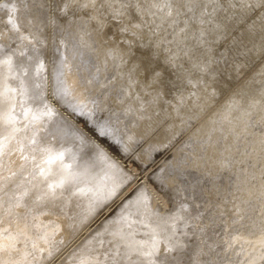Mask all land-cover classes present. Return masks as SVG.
I'll list each match as a JSON object with an SVG mask.
<instances>
[{
    "label": "rangeland",
    "instance_id": "rangeland-1",
    "mask_svg": "<svg viewBox=\"0 0 264 264\" xmlns=\"http://www.w3.org/2000/svg\"><path fill=\"white\" fill-rule=\"evenodd\" d=\"M4 1L0 6L7 4L6 10L16 4L13 0ZM29 1L33 3L28 4L31 6L32 15L15 17V20H20V29L16 30L17 37L25 33L24 41L31 43L28 39L31 30L21 20L22 17L25 20L29 16L37 32L30 33L35 36V41L39 43L44 38L49 43L48 45L45 42L46 47L43 45V50H41L42 46L39 48L42 57H46L47 60L41 59L38 65L43 62L50 64L46 67L48 82L52 81L53 87L52 85L51 87L57 96L62 90L57 84L51 64H54L53 61L60 55L59 49L64 48V45L68 49L75 48V44L81 46L85 52L84 58L86 60L88 58L87 61L92 63V67L79 68V64L85 63L81 61L78 63L77 71L73 69L76 64L74 62L70 72L64 73V77L67 78L65 82H68L74 70L73 76L78 77V82L82 85L78 83L79 86L74 88L85 89L81 93L82 96L86 93L84 97L86 103L96 102L99 98L103 99L102 97L106 99L102 104L103 111L99 112L96 121L98 127L95 126L101 131L110 130L111 135H114L115 130L121 129L123 138L127 136L120 146L123 152H126V155L120 158V161L125 160L126 170L112 166L114 167L112 171L115 169L114 176L120 178V173L122 175L120 186L115 187L116 193L112 191L114 196L110 200L95 205L96 210L94 208L95 211L91 216L79 223L76 222V227H70L71 221H67L69 220L67 213L76 211L70 202L56 201L57 199L53 202L54 197L49 198L44 195L40 205L35 206L38 207L37 209L25 206L23 212L21 211L22 214L28 209L40 210L41 213L37 214L40 213L39 216L45 218V224H41L43 231L41 230L40 233L43 232L44 236L48 233L47 239L43 241L44 238L38 236L39 231H37L32 239L27 241V246L21 240L15 249L10 250L8 254L11 259L16 257L14 262L20 261L25 264L24 259L36 257L33 246L39 242L40 244H37L48 246L47 249L56 245L54 254L58 257L57 264L147 262L149 259L140 258L134 249L130 251L132 248L127 243L129 237L121 239L117 236L119 232L117 233L115 228H111L106 233L108 239H97L96 234L101 228L117 225L122 227L121 232L128 228L126 233L129 232L131 236L135 233L134 236L141 243L160 239L156 253H153L152 257L161 264L166 257V259L177 257L176 264H264V0ZM23 4L22 1H17L20 9ZM6 10L4 13L8 14ZM22 11L28 13L27 8H22ZM0 17V33L4 35L5 45L8 44L6 40L9 39L7 35L10 30L15 31V20L9 19V15H0ZM70 35L71 38H68ZM22 44L11 39L10 47L21 48ZM25 48L26 45L22 46V54L16 55L18 61L29 58L30 47ZM1 54L4 56L5 51L0 50ZM13 68L17 77L23 76L22 79H28L29 86L33 84L31 88L26 85L24 89L19 81L21 85L18 88L27 90L23 91V96L31 95L33 90L41 89L39 83L43 74L45 75L44 72L40 71L38 76L34 69L26 78L25 71L21 73L19 67L16 68L17 70L12 66ZM89 79L93 82H89ZM5 85L8 83L0 80V91ZM78 97L80 95L76 98L79 100ZM27 103L29 104V102L24 103L22 113L18 114V120L23 118L26 110L31 107ZM59 103L62 104L58 106ZM55 105L59 109L65 108L60 99ZM83 115L84 111H82ZM87 115L89 113H86ZM78 116L81 117V114ZM43 120L46 125H50L42 117L41 122ZM56 124L58 123L54 122L50 131H47L48 126L42 130L46 135H55L56 130L59 129V125ZM65 135L66 133L63 136ZM63 136L55 137L63 140ZM69 138L79 139L75 135ZM22 141H27V138H22ZM42 150L46 151L44 148ZM29 154L31 160H34V154ZM92 157L96 159L100 157L101 161L105 159L96 150L92 152ZM18 161L16 160L17 163ZM107 161L108 164L109 160ZM38 169L40 171L39 167ZM57 170L60 169H56L55 176H60L62 170L59 174ZM39 171L34 172L32 177L35 178ZM6 173L0 171V179L6 178L10 182L5 180L3 182L6 183L5 185L1 182L0 192L9 187L14 199L28 193L26 187L28 185H11L13 180H10L9 174H12L13 179L14 170ZM141 177L144 178L141 181H144L149 190L158 193V203L163 206L162 208L149 199L147 201L146 197L143 201L149 204L132 201L141 188L138 182ZM114 178L99 179H103L101 181L110 186L109 183L113 184ZM69 180L73 178L67 174L60 177L61 183ZM92 183V181H83L76 189L87 191L86 188H91ZM143 193L145 194V192L141 194ZM45 198L48 200L46 201ZM125 202L135 203L127 209L131 213L136 211L132 215L135 221L138 216L137 219H140L146 214H148L146 217L153 219L152 223L159 227V232L161 231L158 238L153 237L151 230L148 232L137 224L135 231L131 232L128 221L123 222L124 224L127 222L125 225L122 223L118 225V220L121 222L123 218L122 207ZM101 205L103 207H100ZM0 207V214H7L4 202ZM180 207H184L182 215L190 231L187 233L182 231L179 234L182 229L179 228L176 234L169 219L175 218L174 214ZM31 213L32 211H28L26 217L18 221L19 223L10 219L12 225L0 229V232L15 233L20 225L25 226L24 221L31 225L33 217H28ZM1 215L0 226L5 223ZM109 215L111 220L108 219L103 223L101 225L103 227H99L96 234L88 233ZM109 222H113L112 225ZM116 222L117 224H114ZM49 224L60 227L51 229ZM50 229L54 234H49ZM171 236H174V239ZM142 237L148 238L144 240ZM168 240L180 243L170 249L168 246L171 241ZM184 245L189 247V251L181 250L185 252L181 260L180 249ZM116 247L120 256L114 258L112 255ZM71 249L74 250L73 253L69 252ZM28 250H33L31 255L27 253ZM84 251H87L88 255ZM45 252L43 250L42 254L46 255ZM89 252H92V256ZM103 257L111 260L106 262V259L101 263L98 259Z\"/></svg>",
    "mask_w": 264,
    "mask_h": 264
},
{
    "label": "bare ground",
    "instance_id": "bare-ground-1",
    "mask_svg": "<svg viewBox=\"0 0 264 264\" xmlns=\"http://www.w3.org/2000/svg\"><path fill=\"white\" fill-rule=\"evenodd\" d=\"M17 1H22L24 3L23 4L24 6L21 5L22 6L21 9L17 5ZM2 2L4 3L5 1L0 0V3H2ZM13 2H16V4L14 6L13 5L10 6L8 10H6V8H5V6H7V4L0 6V15H9V19H11L13 21L16 19L15 18L16 15H32L31 14L32 13L31 12L32 11L31 6L28 5V4H31L32 2H30L29 0H13ZM22 8H27L28 13L25 14L24 13L25 10L22 11ZM5 10L8 11V14L4 13ZM28 17H27V19L25 18V20H24V17H22L21 20H22L24 25L29 27L28 29L31 30L30 33L32 34L36 31L34 30L32 24H31L32 21H30ZM4 22L6 23V21H4ZM14 28H15V31L10 30V33L7 35V37L9 39L6 40V42H8V44L4 45V40H5L3 37L4 35H3V33H0V50L5 51L4 56H3V54L0 55V61H2L1 65H0V80L2 82L4 81V82L8 83V85H5L4 88L2 89V91H0V162H1L0 163V171H2L3 173H6V172L14 170L13 175L15 177L13 179L11 177L12 174H9V178H11L10 180H13V184H11V185L12 186L13 185H19V184L28 185V186H26L28 188L27 189L28 193L24 194L23 196H21L19 198L14 199L13 196L11 195V193H12L10 191L11 188L6 187L4 190H2L0 192V196L2 194H4L3 197H0V199L6 204V208H5L6 210L5 211H7V214H3V215L0 214L1 218L5 222L0 226V229H5V228L10 227L12 225L11 220H14L13 222L21 221L24 217H26V213H28V211H32V213L28 217H31V218L33 217V219L31 221V225H28L27 224L28 222L23 220L25 222V223H23V224H25V226H21L20 224H18L21 227L19 226L18 231L14 230V231H16L15 233H11L9 231H4L3 233L0 232V243H2V244H0V246H1L0 247V261H7V262L9 260H12L8 253L10 252V250L15 249L17 244L21 240H23L24 244L26 245L28 243L27 241L29 239H32V237L35 235V233L37 231H39L37 235L38 236L41 235V237L44 238L43 241H45L47 239L46 236L48 233L46 234V236L42 235L43 232L40 233L41 230L43 231L41 224L42 223L45 224V222H44L45 218L44 217L42 218L41 216H39V214L41 213L40 210L39 211L35 210V208H36L35 206L40 205V202L42 200V197H44V195H46L49 198L54 197V199L52 200L53 202H55V200L57 199L56 201H61V202L66 201V203H69V202L72 203L73 208L76 211L73 213L70 212L71 214L67 213V214H69V216H68L69 220H67V221H71L69 224L70 227L75 226L76 222L79 223L82 220H84L86 217L88 218L89 216H91V214L96 210L95 205H97L99 202L100 203L106 202L114 196L112 194V191L114 193L116 190L115 187L117 185L120 186V182L122 181L120 178L122 177V175L120 173V176H121L120 178L117 175L114 176L115 175L114 174L115 169L112 171V168L117 166V168L120 167V168H123L126 170V166L124 165L125 160L120 161V158L123 155H126V152L125 151L123 152V150L121 149L120 146L123 145L122 140L127 137L125 135L126 137L123 138L124 135L121 132L122 131L121 129L119 131H116L115 128L113 127V130H115L114 131L115 133H114V135H111L110 130H108L106 132V131H101L99 128H97L98 124L96 121H98V116L103 111L102 110V107H103L102 104L106 100L104 97H102L103 99L99 98L96 102H91L88 104V103H86L87 100L84 99V97L86 96V93H84L85 96H82V93H81V92L85 91V89H83L84 86H83V88L81 87L83 90H76L74 88V87L77 88V86H79L78 85V83H79L78 79L79 78L76 76H73L75 74L74 70L78 71V63L81 61H85L84 64H79V68L81 67L83 69L84 68L90 69L92 67V63H89L87 61L88 58H87V60L84 58L85 52L79 44H75V48H73V49H68L64 45V48L59 49L60 55L55 59V61H53L54 64L53 63L51 64V67H53V72H54L53 74L57 78V84L60 85V88L62 90V92L59 93L57 96L54 94V91L52 88L53 87L52 81H50L51 83L48 82L49 75H48V72L46 71L48 68H46V67L47 66L49 67L50 64H48L47 62H43L42 64L38 65V62L41 59H42V61L44 59H45L44 61L47 60L46 57H42V54L40 53L39 48L42 46L41 50H43V47L44 46L46 47L45 42H47V44L49 45L48 41L43 38L41 40V42L37 43L35 41V39H36L35 36L33 37L30 33L28 34V39L30 40L31 43L24 41L23 38H24V36H26L25 33H23L22 35L17 37L18 33L16 32V30L20 29V20L14 21ZM71 36L72 35L68 36V38H71ZM11 39L16 40V43L22 42L23 44L20 45L21 48H22V46H25V45L27 48L30 47V50L28 52L30 54V56L27 60L22 58V60L18 61L16 55L22 54L21 48H18V47L14 48V46H13V48H12V46L10 47ZM27 48H25V49H27ZM43 52H45V51H42V53ZM26 53H25V55H26ZM64 57H66V58H64ZM74 64H75V66H74ZM12 66L15 67V69L17 67H19L18 70L21 71V73H22V71H25L26 72V74H25L26 78L28 76V73L31 70L35 69L36 75H38V73L40 71H42V73L44 72L45 75L43 74L40 83L38 82L39 85H41L40 86L41 89L40 88L37 90L32 89L34 92L31 95L24 94V96H23V91L26 92L27 90H21L20 88H18V86L22 84L21 86H23L25 89L26 85L29 84L28 83L29 81H28V79H24V78L22 79L23 76L17 77V75L13 71L14 68L12 69ZM73 66H74V68H73ZM57 67H58V70H57ZM71 67L74 69L72 71L73 73H71L73 75H70L69 76L70 79L68 80V82H65L66 76L64 77V73L70 72ZM39 79H40V77H39ZM19 81H21V84L19 83ZM91 81L92 80L89 79V82H91ZM94 81H95V79H94ZM84 83L88 84V83H86V81H84ZM79 84L81 85V83H79ZM51 85H52V87H51ZM31 86H29V88H31ZM28 91H29V89H28ZM79 95H80V97H78L79 98V100H78L76 98ZM59 99L63 102L65 108L62 107L63 109L62 108L59 109L58 106H60V104H62V103H59L58 106L55 105L57 102H59ZM26 102H29V104L28 103L27 104H28V106L31 105V107L26 110L25 116L18 120V116H19L18 114L22 113V110H23L24 105H25L24 103H26ZM82 111H84L83 116H82ZM72 112H74V114H71ZM86 113H89V115L86 116ZM79 114H81V117L78 116ZM42 117L46 120L45 122L49 123L50 125H46L44 123V120H43V122H41ZM54 122H57L58 124H56V125H59V129L56 130V134L55 135H53V134L46 135V133H44V131L42 129L46 128L48 126L49 129H47V131H50V128L53 126ZM20 123H22V124H20ZM3 127H4V129H7V131L4 130ZM54 127H55V125H54ZM65 133H66V135L63 136ZM56 135L57 136H63L62 137L63 140L58 138V137H55ZM71 135L72 136L75 135V136L79 137V139H70L69 137ZM22 138H27V141H22ZM67 138L69 140H66ZM125 140L127 141V139H125ZM27 143H30V145H28ZM43 148L46 149L45 152L42 150ZM94 150H96V152L100 153V156L101 155L104 156L106 161L109 160V163L107 164L105 159H103L104 161H101L100 157H98V159L93 158L92 152ZM26 153H28V154H26ZM29 153H32L35 155V156L33 155V158H35L34 160H31V155ZM24 154H26V155H24ZM18 159H20L21 161H18ZM16 160L18 161V163L16 162ZM34 162H35V164H33ZM112 166H114V167H112ZM38 167L40 168V171H39ZM56 169L62 170L61 174H59L60 170L59 171L57 170L58 174L60 176H55L57 174V173L55 174ZM37 171H39V174L35 178H33L32 177L33 173L34 172L38 173ZM116 172H118V171H116ZM27 173H29V174H27ZM65 174L69 175L71 178H73V180H69L66 183H61L60 177H63ZM109 177H115L114 183L113 184L109 183L110 186L107 185L105 182L101 181L104 178L106 180H108L107 178H109ZM99 178H103V179L100 180ZM142 179H144V178L141 177L138 179V182H140L139 187L141 186V188L138 189V191H137L138 194L136 195L135 199L133 198L132 201L135 203H138V201L140 203H142L143 198L146 197L147 201L149 199V201H152L155 204L157 203V206L162 208L163 206H161L158 203V199H159L158 193L152 192L151 190H149L145 186L144 181L143 182L141 181ZM5 180H7V179L6 178L5 179L3 178V180L0 179V183L5 182ZM112 180H113V178H112ZM83 181L84 182L92 181L93 182L92 187L86 188L87 191H85L84 189H82V190L76 189L77 187L79 188L80 185H82L81 183ZM134 181H136V180H134ZM7 182L8 183L10 182L9 179L7 180ZM3 184L5 185L6 183H3ZM12 188H14V187H12ZM140 190L141 191L143 190L142 192H145V194L143 193V195H142L141 194L142 192ZM25 191H26V189H25ZM47 200L48 199H46V201ZM2 201H0V204L3 203ZM143 202L145 203L146 201L144 200ZM43 203H45V202H43ZM62 204L60 203V205H62ZM89 204H91V205H89ZM131 204L134 205L133 203L128 204V202H125L124 207H122L123 208L122 211L124 213L122 214L121 217H123V218L121 219L119 217L121 219V222H119L120 220H118V225H120L119 223L124 224L123 223L124 221H128V224L130 225L129 229L131 230V232L135 231V225L137 224L139 227L145 228L148 232L151 230L153 237L158 238L159 233L161 231L159 232V229H158L159 227H157V225H154V223H152V220H153L152 218H150L149 216L146 217L148 214H146L144 217H142L140 219H137L139 217L138 216L136 218V221L134 219H132L134 217L132 215L136 211H134L133 213L127 211L128 207H130ZM147 204H149V203H147ZM47 205H48V203H47ZM181 205H183V204H181ZM25 206L35 207V208L30 209V210L29 209L25 210V213L22 214L21 211L23 212ZM100 207H103V205H101ZM137 207H138V205H137ZM11 208L13 211L10 210ZM94 208H95V210H94ZM135 209H137V208H135ZM63 210H64V208H63ZM183 210H184V207H180L176 213L174 212L175 218L169 219L171 221V224H172V229L174 230V232L176 231V234H178L177 231L179 228H182L181 232H179V234L182 233V231L184 233H187L188 231H190V230H188V225H186V223H185L186 219L183 218V215H182ZM108 211H109V209L106 210V212H108ZM38 212H40V213L37 214ZM48 212H50V211H48ZM15 213L18 215H16ZM113 213H115V212H113ZM36 214H37V216L34 217ZM111 215L103 218L101 220V222L99 224H97L88 233L92 232V234H94V233L96 234L99 227H103L101 225L103 223L107 222V220L110 219L109 217H111ZM42 216H44V215H42ZM48 216H50V215H48ZM59 216L61 217V215H59ZM66 218H67V216H66ZM51 219H52V217H51ZM114 219L112 220L113 222H114ZM26 220H28V219H26ZM170 221H168V222H170ZM113 222H109V223L112 225ZM29 223H30V221H29ZM126 223L127 222H125V224ZM183 223H184V225H182ZM57 224H59V223H57ZM114 224H117V222ZM106 225L107 224H105V226ZM111 225H109V226H111ZM15 226H16V223H15ZM49 227H51V229H55V227L59 228L60 226L49 224ZM117 227H118L117 225H114L111 227H108V225H107L106 228H101V231L99 230L100 232H98L96 234V235H98L97 239L98 240H101L104 238L108 239V236H106V233L111 228H115V231L117 233L119 232L117 234V236L120 237L121 239H125L127 236L129 237V241H127V243L129 245V247L132 248V249H130V251L131 250L133 251V249H134L135 253L138 254L140 256V258H144L147 260L149 259L147 262L144 261V264H161L160 262H158L156 259H154L152 257L153 253H156L159 242L161 241L160 239L159 240L153 239L151 241L147 240V241L141 243V241H139L134 236L135 233H134V235L132 233V236H131L130 233L127 232L129 234L126 235L127 234L126 231L128 230V228H127V230L125 228L126 231L121 232L120 230L122 227L121 226H119L118 228ZM168 230H169V228H168ZM49 232H50L49 234H51L54 231L51 230ZM163 235H164V233H163ZM50 236H48V237H50ZM178 236L176 235V237H178ZM120 238H119V240H120ZM143 238L145 240L148 237H146V238L142 237V239ZM83 239H85V241H86V238H83ZM177 239H179V238H177ZM181 239L182 238H180V240ZM49 240H50V238H49ZM172 240H168L169 242L171 241L170 246H168L170 249L175 248L176 244L180 243V242L176 243L175 240L174 241H172ZM63 241H64V239H63ZM63 241H61V242H63ZM86 242H88V241H86ZM94 242L96 243V240ZM37 243H39V242H37ZM37 243H35L33 246V248H34L33 250L35 252L34 255L36 257H34V258L29 257L26 260L24 259L25 264H57L56 258H58V257H55V254H54V252L57 248L56 245L53 248L49 247L47 249L48 246L45 247V246L39 245L40 243L39 244H37ZM83 243H85V242H83ZM46 244H47V242H46ZM35 245H38V246H35ZM94 245L95 244H93V246ZM101 245H102V243H101ZM102 246H100V247H102ZM90 247H92V246H90ZM90 247H89V249H91ZM8 248H11V249H8ZM102 248H104V247H102ZM102 248H101V250H102ZM77 249H79V248H77ZM94 249H95V246H94ZM94 249H93V251H94ZM182 249H184V250L186 249V251L188 249V251H189V247H186L185 245L183 248L180 249V251ZM33 250H30V251L28 250L29 252L27 251V253L30 254L31 252H33ZM43 250H45L47 252V254H49V255L42 254ZM58 250H59V248H58ZM62 250H63V248H62ZM71 250L69 252L73 253L74 250H72V251ZM108 250H110V249L108 248ZM87 251H88V248H87ZM87 251H84V252L86 253ZM81 252H83V251H81ZM96 252H97V250H96ZM103 252L105 253V251H103ZM181 252L182 253H180V254L182 256H180V258L183 257V255L185 253L184 251H181ZM91 253H90V255H91ZM122 253H124V252H122ZM129 253L130 252H128V254ZM86 254L88 255V252ZM131 254H132V252H131ZM133 255H134V253H133ZM98 256H99V253H98ZM112 256L114 258H117L120 256L118 248L115 249L114 255H112ZM82 257H84V256L82 255ZM185 257L188 258V256H184V258ZM166 258L163 259L162 264H167V263L168 264H176V261H178L177 257H173L174 259L169 257L170 260L166 259ZM86 259L88 260V258H86ZM106 259L107 258L103 257V259H98V260L101 263H103ZM13 260L8 262L7 264H19V263L24 264L20 261H18L19 263L14 262ZM66 260H67V258H66ZM90 260L91 259H89V261ZM92 260H93V257H92ZM110 260H111V258L107 259L106 262H108ZM181 260H182V258H181ZM21 261H23V260H21ZM63 261H64V259H63ZM114 262H116V261L114 260ZM1 263H3V262H0V264ZM58 263H60V262H58ZM82 264H84V263L82 262ZM85 264H90V262H88V263L86 262ZM116 264H118V262Z\"/></svg>",
    "mask_w": 264,
    "mask_h": 264
}]
</instances>
